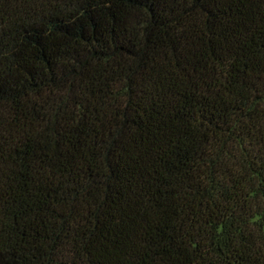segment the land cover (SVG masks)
I'll use <instances>...</instances> for the list:
<instances>
[{
  "label": "trees",
  "instance_id": "1",
  "mask_svg": "<svg viewBox=\"0 0 264 264\" xmlns=\"http://www.w3.org/2000/svg\"><path fill=\"white\" fill-rule=\"evenodd\" d=\"M0 264H264V0H0Z\"/></svg>",
  "mask_w": 264,
  "mask_h": 264
}]
</instances>
